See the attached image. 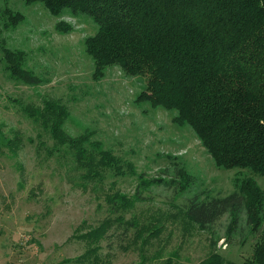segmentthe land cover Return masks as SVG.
I'll return each instance as SVG.
<instances>
[{"label": "rangeland", "instance_id": "374dc122", "mask_svg": "<svg viewBox=\"0 0 264 264\" xmlns=\"http://www.w3.org/2000/svg\"><path fill=\"white\" fill-rule=\"evenodd\" d=\"M16 15L22 18L14 26ZM60 23L73 29L62 33L57 29ZM98 29L87 15L75 17L66 11L56 17L41 2L0 0L1 40L8 49L26 52L25 67L43 80L38 86L11 80L0 50V264H84L76 262L86 249L76 230L118 218L120 213L111 210L106 196L116 191L133 196L139 175L163 181L143 192L142 200L124 214L125 220L140 226L154 222L162 230L142 251L138 229L115 222L101 242V253L110 264H140L141 252L150 258L146 264H160L173 252L179 253L182 264H199L213 241H218L223 257L243 263L258 240L250 232L245 209L239 210L228 240L230 214L206 231L196 229L184 236L181 209L195 196L207 200L237 192L249 178L264 190V177L247 169L218 168L194 130L174 123L177 112L138 102L147 76H130L110 66L102 79L94 80V60L85 40ZM47 100L68 108L65 129L72 137L89 134L91 141L132 163L136 175L107 171L101 184L85 181L74 150L57 146L24 112L27 106L43 108ZM4 136L20 138L17 154L9 152ZM186 177L190 183L183 188ZM157 254L160 260L151 259Z\"/></svg>", "mask_w": 264, "mask_h": 264}, {"label": "trees", "instance_id": "16d2710c", "mask_svg": "<svg viewBox=\"0 0 264 264\" xmlns=\"http://www.w3.org/2000/svg\"><path fill=\"white\" fill-rule=\"evenodd\" d=\"M24 1L41 2L56 17L66 11L75 17L90 16L99 26L98 32L85 40L86 52L94 60V80L102 79L110 66H118L130 76H147V88L138 102L177 112L174 123L194 130L218 168L247 169L264 177V0ZM21 18L14 16L13 25ZM57 29L69 33L73 28L60 23ZM0 50L11 80L30 86L42 84L43 80L25 67L26 52L8 49L1 38ZM24 112L57 146L74 150L85 181L101 184L107 171L118 176L136 175L132 163H125L100 142L91 141L89 134L72 137L65 129L70 112L60 101L47 100L43 108L27 106ZM3 139L9 152L17 154L20 138ZM138 178L133 196L121 191L106 196L111 210L120 213L118 218L86 231L82 225L76 230L86 247L76 262L110 264L101 253V242L108 238L115 222L138 229L136 238L142 241V251L159 237L162 229L157 223L140 226L125 220L124 214L142 200L143 192L163 181H149L144 175ZM189 183L190 177H186L182 187ZM242 208L250 232L258 238L251 257L243 263L229 261L217 251L218 241H213L210 253L199 264H264V190L251 178L228 196L190 199L181 209L184 236L196 229L206 231L230 214L228 240ZM140 257V264L150 260L142 252ZM151 259L158 261L160 255ZM160 264L182 263L179 253L173 252Z\"/></svg>", "mask_w": 264, "mask_h": 264}]
</instances>
